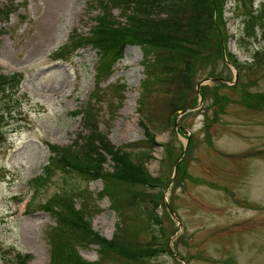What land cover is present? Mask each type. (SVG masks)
Instances as JSON below:
<instances>
[{"label": "rangeland", "instance_id": "374dc122", "mask_svg": "<svg viewBox=\"0 0 264 264\" xmlns=\"http://www.w3.org/2000/svg\"><path fill=\"white\" fill-rule=\"evenodd\" d=\"M101 2L0 0V72L21 78L0 100V264H75L76 257L95 264H264V38L244 36L243 7L225 0L216 28L226 59L206 50L189 83L173 80L182 60L162 51L160 64V53L147 56L138 43L124 47L104 78L98 50L78 37L108 10L117 21L127 18L121 5L106 9ZM236 73V84L207 80L235 81ZM177 93L190 107L184 114L175 111ZM220 96L227 100L216 104ZM95 132L130 150L153 177V184L136 187L145 203L116 183L117 209L99 195L101 179L88 183L66 172L59 157L44 185L35 184L59 151ZM59 195L82 215H67L54 201ZM63 217L120 243L104 250ZM27 254L23 263L17 259Z\"/></svg>", "mask_w": 264, "mask_h": 264}, {"label": "trees", "instance_id": "16d2710c", "mask_svg": "<svg viewBox=\"0 0 264 264\" xmlns=\"http://www.w3.org/2000/svg\"><path fill=\"white\" fill-rule=\"evenodd\" d=\"M103 1L101 4L102 6L105 5L106 9L109 7V2L110 7H119L121 5L127 22L117 21L111 16L108 10L106 16L96 17V25L90 34L81 35L78 38L83 40V45H92L94 49L98 50L100 55L97 71L104 78L113 73V66L122 57V50L128 43L142 45L145 48L147 56L150 53L156 54V51L161 55L162 51H165L168 54L175 55V58L182 60L184 67L176 72L173 79H178L180 86H183V81L189 83L193 79V70L196 69L194 64L202 60L201 57L203 54L208 55L207 52L209 51L210 57L215 60H223L225 58V55H223L224 44H222V39L216 28L217 22L221 26L225 0ZM237 2L241 4L244 11L241 16L243 35L248 38L255 37L257 39L260 35V37L264 38V2L257 6L255 5L256 0H237ZM223 37V41L227 43L226 37L224 35ZM76 46L77 42L74 44L75 49ZM253 55L257 57L259 55L258 51ZM163 56L161 55L159 58H156L160 64L162 63L161 57ZM149 68H151V60L146 64V73L152 75L148 71ZM167 68L171 70L170 67ZM171 71H174V69ZM20 79L19 73H13L7 76L0 72V100L4 101L7 99L9 95L7 91L9 89L12 90L13 88L19 87ZM13 82L16 86L13 85ZM221 83L225 84L224 82ZM205 89L202 87L204 94H206ZM121 90L125 91L123 88ZM177 94L175 98L176 102H172L175 108L178 107L175 111L179 109L183 111L184 109L190 108L183 104L184 93ZM260 96L264 97V93L260 94ZM248 97L249 95L245 99L247 100ZM92 99L96 100L95 97ZM226 100L227 98L220 96L216 104L223 103ZM194 106H191V108ZM5 109L9 110V106L6 105ZM74 114L78 115L79 112L75 111ZM83 120L91 119L84 114ZM143 128L146 134H150L146 123H143ZM57 157H59L58 160L61 161L66 172L79 175L88 183L101 179L103 188L99 191V195L101 197L109 196L112 198V204L117 209L121 208V201L120 198H116L119 187L115 186L116 183L124 185L126 194L128 196L130 194L131 199L133 198L135 201L138 200V202L142 203H145V197L141 196V194L137 195V193L143 192L138 191L136 187L153 184V177L146 172L144 166L142 167L140 165L142 164L141 162L138 161L139 164L134 160L135 158L131 156L130 150L122 146H116L108 136L102 133L95 132L86 137L78 135L76 144L63 148L58 152L57 156L51 158L48 164L44 165L42 174L35 178V184L37 186L44 185V181L50 177L54 160ZM179 168H181V164H179ZM54 201L57 206L58 203H61L65 208L67 207V215L71 214L75 218L82 215L79 208H74L75 204L73 205L72 199L67 201L62 195H59L54 198ZM69 205H71L72 212L70 211ZM152 213L150 210L148 212L146 211V214L151 217H153ZM62 219L68 221L63 222L68 228H75L81 231L76 233L78 236H83L87 242L100 245L104 250L114 248L113 246L120 243V239L118 238L105 239L102 236L99 237L97 233L93 234V230L89 229L87 224L68 219L67 217H63ZM157 219L158 217L156 216L154 220ZM56 235L57 233H53L52 238ZM151 252H149V255H151ZM27 257H29L28 254L26 256H20L19 258L17 256V259L23 263ZM56 258L58 259V257ZM130 258L133 259V257ZM9 264H13V262ZM75 264L95 263L85 260L81 261L76 257Z\"/></svg>", "mask_w": 264, "mask_h": 264}, {"label": "water", "instance_id": "95a60500", "mask_svg": "<svg viewBox=\"0 0 264 264\" xmlns=\"http://www.w3.org/2000/svg\"><path fill=\"white\" fill-rule=\"evenodd\" d=\"M238 78V73H236V79ZM207 80H221V81H223V82H225V83H227V84H233L235 81H229L227 78H225V77H208L207 78ZM207 80H203V81H201V82H199V84H198V92L199 93H201V86H202V84H204V82H206ZM188 110H184V111H182V113L181 114H184V113H186ZM176 122H177V120H176ZM181 160V158H179L178 159V161H177V163H176V169L178 168V163H179V161ZM178 217V216H177ZM178 219H179V221L181 222V220H180V218L178 217ZM172 252H173V254L176 256V257H178V258H181V257H179V255L175 252V251H173L172 250ZM182 260H184L183 258H181Z\"/></svg>", "mask_w": 264, "mask_h": 264}]
</instances>
